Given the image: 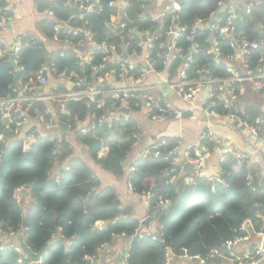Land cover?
Returning a JSON list of instances; mask_svg holds the SVG:
<instances>
[{"label":"trees","instance_id":"1","mask_svg":"<svg viewBox=\"0 0 264 264\" xmlns=\"http://www.w3.org/2000/svg\"><path fill=\"white\" fill-rule=\"evenodd\" d=\"M98 1L102 10L89 13L84 19L79 18L78 10L72 3L57 2L52 6L54 17L42 21L40 27L47 40L58 38L55 50L50 51L43 42L36 41L31 48L19 52L17 67L11 63L9 56L0 55V100L15 97L13 90L17 88V83L21 80L26 84L34 80L45 64H55L58 72L66 70L94 84L97 76L93 75L92 67L101 64L105 56L94 54L93 61L87 64L78 51L64 45L68 41L76 46L85 39L86 31L93 34L97 43L118 46V53L127 43L128 55L134 50L142 54L137 47L139 40L126 37L130 28L150 38L159 36L154 42L155 46L165 41L163 31L159 30L161 25L153 22L150 15L142 10L144 2L128 0L129 7L120 11L108 6L111 0ZM220 1L184 0L179 14L180 23L191 24L197 18H208L210 13L217 10ZM2 3L5 5L4 0ZM144 5L149 6V3ZM113 16L117 19L113 24L115 30L109 28ZM171 18L166 16L162 27L167 28ZM253 18L264 24V11L256 9ZM250 22L251 19L245 18L238 28L248 32L252 38ZM62 24L65 27L57 34L56 28ZM121 24H126V27L120 28ZM68 30L79 32L75 35ZM203 39V34H198L194 42L203 43ZM178 43L187 49L193 42L180 38ZM225 43L221 41L223 47ZM2 50L0 44V52ZM226 51L230 52L228 48ZM193 59L195 62L190 70L193 77H199L197 71L203 68L214 78L230 76L226 65H215L203 50ZM157 63L162 66L161 60L157 59ZM181 64L182 61L174 62L170 72L174 73ZM107 65L108 69L114 68L111 64ZM100 88L107 91L112 86L101 85ZM113 101L112 98L106 99L107 104ZM57 108L58 104L54 102L34 103L31 116L35 117L33 111L37 109L49 120L53 114L46 112L56 111ZM66 110L70 115L58 110L56 116L60 122L71 126V141L67 138L69 133L51 142L49 137H38L37 127H31L27 134L37 138L26 152L22 139L0 142V234H23L27 246L34 253L49 244L41 264H90L86 257L97 259L99 251L110 246L117 237L129 244L128 264H165L167 249L177 258L184 250L190 256L201 257L212 249L225 252L226 241L246 236L240 230L246 220L251 221L249 232L258 233L263 229L260 216H264V187L260 184L264 183V173L259 165H237L230 157L224 158L218 167L227 187L217 185L214 192L207 179L197 180L192 186H186L183 179L172 184L168 177L170 163L164 160V156L178 141L165 138L152 143L149 146L150 154L140 157L136 171L130 173L125 170L124 163L133 150V135L139 131L133 119L121 118L120 121H107L100 126L97 119L90 116L106 117L107 109L98 108L86 100L70 101ZM247 111L253 121L260 115L252 105L247 106ZM17 117L18 114L12 111L11 119H6L0 110V136L9 138V129L14 127L12 120L15 121ZM75 117L78 123L74 122ZM82 123H86L88 128L81 127ZM93 125L95 128L91 129ZM71 142L86 147V157L110 175L117 178L126 175L128 183L138 193L151 191L157 197L171 200L168 209H150V215L159 224L161 237L153 239L149 232L139 234L141 223L132 216V208L121 204L115 189L102 186L93 168L82 156L75 154ZM162 142L166 145L160 148L162 155L156 158L151 148ZM104 148L108 149V154L101 157ZM21 187H24V191L17 201L15 195ZM98 222L104 224L102 229L95 227ZM2 245L0 242V264H31L16 247L4 246L5 249H1Z\"/></svg>","mask_w":264,"mask_h":264},{"label":"built area","instance_id":"2","mask_svg":"<svg viewBox=\"0 0 264 264\" xmlns=\"http://www.w3.org/2000/svg\"><path fill=\"white\" fill-rule=\"evenodd\" d=\"M67 1L77 8L80 19H84L89 13L102 10L98 0ZM140 1L144 4L149 3V6L143 4L142 10L150 15L153 22L161 25L159 30L163 31L165 41L155 46L154 42L159 39V36L150 38L148 35L138 33L134 28H130L126 37L139 40L137 47L142 50V54L134 50L130 55L126 52L127 43L122 45V50L118 53V46L106 42L97 43L90 31L85 32V39L77 43L76 46L67 41L64 44L66 48L83 47L86 49L85 53L79 51L77 53L83 57L87 64L93 61L94 54L105 56L101 64L92 67L93 75L97 76L96 82L91 85L87 79L69 74L66 70L58 72L55 64L42 65L34 80L26 84H23L21 80L17 83V88L13 90V93L16 94L15 97L0 100V110L4 112L6 119H11L12 111L18 114L16 120H12L14 127L9 129V138L1 135L0 142H5L8 139H20V136L24 134L25 138L22 141L23 150L26 152L37 138L27 134L31 127H37L38 137H49L51 142H55L59 138L58 134H51L49 131H61L59 124L63 123L58 120L56 112L59 110L62 114L70 115L66 110L68 102L86 100L89 104H96L98 108L107 109L106 117L97 118L95 114L90 116L91 119H97L100 126L107 121H120L121 118L129 120V114L123 113V109H128L129 113L132 110L147 112V118L151 121L167 118L182 119L186 112H199L208 122L224 120L236 125L239 129L250 131L264 146V118L259 117L251 122L247 112L239 105L238 101L245 93L246 85L251 86L264 101V24L253 18L256 9L261 8L264 11V0H221L217 10L210 13L208 18H197L191 24L180 23L179 14L182 11L184 0H163L157 9H155L154 0ZM2 2L3 0H0V33L15 20ZM108 6L125 11L129 7V2L128 0H111ZM47 15L50 18L54 17L52 10H48ZM166 16L172 17L171 24L167 28L162 27L163 19ZM245 18L251 19L249 31L253 35L252 38L249 37L248 32L238 28V24L243 23ZM119 27L124 29L126 24H121ZM60 28H56L58 33ZM68 31L75 35L79 32ZM198 34H203V43L194 42ZM180 38H185L187 42L193 43L185 49L178 43ZM222 40L226 42L225 47L221 44ZM35 43L34 41H23L21 38L17 39L14 54L15 67H17L19 52L24 48H31ZM204 44L206 48H203ZM225 48H228L230 52ZM201 50L215 65H226L230 76L214 78L209 76L207 70H203L205 68L197 71L199 77L190 75L191 65L195 62L193 56ZM152 52H154L153 55ZM157 59L162 61V66L158 65ZM176 61H182V64L174 73H171L170 67ZM107 64H111L114 68L108 69ZM51 82L55 86L51 91H48L47 88ZM115 83L118 86H114ZM160 83L170 89L167 95L162 94L157 87ZM101 85H110L112 88L105 91L100 88ZM58 90L62 91L55 92ZM171 96L174 100L182 102L186 111L175 108L169 100ZM107 98H112L114 101L107 104ZM38 102L58 104L56 111L48 110L46 112V114H53V118L46 120L41 111L37 109L33 111L35 117L31 116L32 106ZM73 120L78 123L77 117ZM32 121H35L36 125H33ZM66 125L68 126L67 134H69L71 126ZM80 125H86L85 127L88 128L86 123ZM90 128L94 129L95 125ZM132 139V148L137 149L142 140V133L136 132ZM203 139L207 142L206 144L189 149H182L178 143L164 156V160L170 163L169 183L173 184L179 179H183L186 186H192L197 180L207 179L211 183L212 192L215 191L217 185L227 187L221 172L212 177L206 174L209 157L221 145L219 136L210 124L207 125V132ZM165 145L166 143L162 142L151 148L152 155L156 158L160 157L162 155L160 148ZM146 154H150L149 151ZM226 157H230L237 165L247 164L250 159L248 155L238 150L224 151L221 161ZM187 165H190L191 173H187ZM136 168L137 163L130 167L129 172H135ZM129 186L132 192L141 197L147 209L165 210L170 208V199L162 196L157 197L151 191L138 193L132 185ZM260 186L264 187V183H261ZM22 191H24V187L17 190L15 195L17 201L20 200ZM260 218L263 221V229L257 233L260 239L258 245L239 253L238 249L243 246L248 237L237 236L225 242V252L212 249L205 257H201L200 255L190 256L184 250L181 258L187 264H264V216L262 215ZM250 226L251 221L246 220L240 230L246 232ZM159 230L160 227L157 231L148 234L156 239V237H161V234L158 233ZM10 236L15 237L13 233ZM4 246L16 247L20 252L13 242L3 244L1 249H5ZM172 256L171 251L167 249L165 264H171ZM22 257L25 258L23 255ZM129 257L130 255L127 253L123 258V264H128ZM86 261L94 264L95 258L86 257ZM31 264H41V261L31 262Z\"/></svg>","mask_w":264,"mask_h":264},{"label":"crops","instance_id":"3","mask_svg":"<svg viewBox=\"0 0 264 264\" xmlns=\"http://www.w3.org/2000/svg\"><path fill=\"white\" fill-rule=\"evenodd\" d=\"M57 2V0H4V6L10 14L14 16L15 20L11 25L6 26L0 33V44L3 46L0 55L9 57L14 55L15 43L18 38L23 39V41H41L50 51L55 50L58 46V39L56 40L57 37L51 41L47 40L41 32L40 23L45 19L50 18L47 15V11L51 10L52 6ZM65 4H70V2L68 1ZM154 5L155 9H157L158 6H161V3H159V0H154ZM116 21V17L113 16L111 19V25ZM58 27H61L60 29L63 30L64 25ZM56 33L59 34L57 31ZM54 86V83L51 82L47 90L51 91ZM114 86H118V84L115 83ZM245 90V93L238 99V101L239 105L247 112L249 120L251 122L253 121L250 117V113L247 111L248 105L254 106L260 113L256 118H264V101L262 98L249 85H246ZM172 100L175 108L186 111V107L182 102H178L174 99ZM129 116L130 119H133L137 123L139 131L142 133V140L139 147L132 150L124 163L125 170L128 172L130 167L136 164L140 157L150 151L149 146L159 139L165 140V138H174L181 145L182 149H189L205 144L203 137L207 132V125L210 124L219 136L221 145L218 149H215L207 161V176L212 177L220 173L218 165L221 158L224 157V151L237 150L248 155L250 157L249 164L259 165L262 174L264 173V146L261 145L260 141L246 129H239L236 125L227 123L224 120H212L208 122L199 112L189 111L185 113L182 119L167 118L159 121H151L147 118L146 113L140 110H132L129 113ZM32 124L36 125V122L32 121ZM85 126L86 125H81L84 129L86 128ZM49 133L58 134L59 137L61 135V131L59 130H51ZM72 135L73 133L70 131V134L67 135L69 141H71L70 139ZM72 145L75 154L77 156H82L84 158L83 160L93 168L96 176L101 181L102 186L115 189L121 204L124 207L132 208V216L141 223L142 230H139V234L142 235V233H152L153 231H157L159 228L158 222L150 215L151 210L147 209L141 197L130 190L127 176L125 175L124 177L117 178L110 175L86 157L88 154L86 147L73 143ZM107 154L108 149L104 148L101 151L100 156L105 157ZM186 171L187 173H191V168H187ZM148 219H152L149 223V229L142 225V223H144V221L146 222ZM103 226V223L98 222L95 227L102 229ZM248 230H250V227H248ZM248 230L245 232L248 240L238 249L239 253L258 245L260 242L257 233H252ZM15 237H11L10 234H0V242L2 244L13 242L17 245ZM128 248L129 244L127 241L116 238L110 246H105L99 251V256L95 259L94 264H123V258L128 253ZM171 264L187 263L181 257L177 258L172 256Z\"/></svg>","mask_w":264,"mask_h":264},{"label":"water","instance_id":"4","mask_svg":"<svg viewBox=\"0 0 264 264\" xmlns=\"http://www.w3.org/2000/svg\"><path fill=\"white\" fill-rule=\"evenodd\" d=\"M58 2H61V3H67L68 1L67 0H57ZM163 0H159V3H162ZM223 12V9L221 10V13ZM63 26V25H62ZM65 27V25H64ZM109 28L111 30H115V27L113 25H109ZM75 50L79 51L80 53H85L86 49L83 48V47H75L74 48ZM10 61L13 65H15V56L14 55H11L10 56ZM17 79H15L16 81ZM106 84V83H105ZM157 87L159 88V90L161 91L162 94L164 95H167L169 92H170V89L167 88L164 84L160 83L157 85ZM123 113L125 114H129V110L128 109H123L122 110ZM59 127L61 129V135L64 136V135H67V131H68V126L65 124V123H60L59 124ZM25 138V135L22 134L20 136V139H24ZM187 168L189 169L190 168V165H187ZM152 219H148L146 222L144 221V223H142L143 226H145L147 229H149V223L151 222ZM15 240H16V243H17V246L20 250V252L22 253V255L27 259L29 260L30 262H33V263H36V262H39L41 261L42 257L44 256L46 250H47V247L49 244H47L41 251H39L38 253H34L30 250V248L27 246L25 240H24V237L22 234H18L16 235L15 237ZM183 256V254H182Z\"/></svg>","mask_w":264,"mask_h":264},{"label":"rangeland","instance_id":"5","mask_svg":"<svg viewBox=\"0 0 264 264\" xmlns=\"http://www.w3.org/2000/svg\"><path fill=\"white\" fill-rule=\"evenodd\" d=\"M172 99H173V97L171 96V97H170V99H169V100H170V102H172V101H173ZM144 113H147V112H144Z\"/></svg>","mask_w":264,"mask_h":264},{"label":"bare ground","instance_id":"6","mask_svg":"<svg viewBox=\"0 0 264 264\" xmlns=\"http://www.w3.org/2000/svg\"><path fill=\"white\" fill-rule=\"evenodd\" d=\"M9 238V237H8Z\"/></svg>","mask_w":264,"mask_h":264}]
</instances>
